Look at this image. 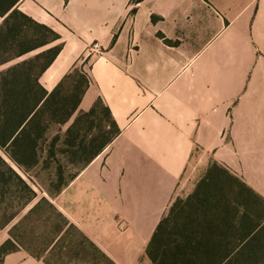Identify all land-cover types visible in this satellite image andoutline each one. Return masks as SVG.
I'll return each instance as SVG.
<instances>
[{
    "label": "crops",
    "instance_id": "crops-1",
    "mask_svg": "<svg viewBox=\"0 0 264 264\" xmlns=\"http://www.w3.org/2000/svg\"><path fill=\"white\" fill-rule=\"evenodd\" d=\"M16 8L57 36L40 51L59 49L39 78L46 92L74 70L86 75L62 131L94 108L97 125H80L89 138L109 131L102 108L116 127L47 198L102 260L151 264L146 249L188 168L185 198L217 166L264 200V0H20ZM39 200L0 228V247ZM1 264L46 263L19 247Z\"/></svg>",
    "mask_w": 264,
    "mask_h": 264
},
{
    "label": "trees",
    "instance_id": "trees-1",
    "mask_svg": "<svg viewBox=\"0 0 264 264\" xmlns=\"http://www.w3.org/2000/svg\"><path fill=\"white\" fill-rule=\"evenodd\" d=\"M19 1L0 0V31L11 20L23 19L36 31L51 36V40L30 46L16 58L41 49L57 39L49 29L17 11ZM15 27L17 22L13 25ZM5 44L1 41L0 46ZM58 50L52 48L39 52L35 57L0 72V228L9 225L36 199V193L25 180L26 177L32 181L29 175L31 169L42 164V169L50 170L51 162L56 164L53 167L55 173L50 174L56 180L55 192L49 194L54 196L100 154L117 132L109 112L102 108L101 116L109 131L97 130L90 138L88 133L91 130L81 134L80 125H87L89 119L90 128L97 125L94 108L87 114L79 115L73 125L62 133V126L77 111L88 82L84 73L74 70L51 93L40 86L39 78L55 59ZM43 58L45 62L36 70L35 66ZM53 127L58 129L50 134ZM58 154L62 157L74 154L77 159L87 154V159L75 174L66 179L64 164L59 161ZM42 204L61 221L63 227L51 226V242L59 237L58 242L52 248L43 247L36 251L18 243L13 230L32 220L48 229L47 220L41 216ZM214 212L217 213L216 217ZM11 234V239L0 247V264L6 255L18 251L19 247L36 259L43 258L46 264H53L51 257L57 245L59 248L63 240L71 235L80 238L78 249L87 246L97 252L101 259L104 258L84 237L72 227H67L53 205L44 199H40L21 218L12 228ZM146 257L151 264H264V200L228 172L213 166L187 198L176 199L169 207L154 231L146 249Z\"/></svg>",
    "mask_w": 264,
    "mask_h": 264
},
{
    "label": "rangeland",
    "instance_id": "rangeland-1",
    "mask_svg": "<svg viewBox=\"0 0 264 264\" xmlns=\"http://www.w3.org/2000/svg\"><path fill=\"white\" fill-rule=\"evenodd\" d=\"M16 22L17 27L14 29L13 25ZM49 40H51V36L41 32L40 30L36 31V29L26 20H11L9 24L3 27L0 31V43L1 41L6 43L5 45L0 46V63L11 59L9 62L0 65V72L17 63L35 57L41 50L44 49V47L30 52L22 57L16 58L18 54L28 49L30 46L47 42ZM44 62L45 59H41L40 62L35 66V69L37 70ZM74 76L76 78V75ZM56 128L58 129V127ZM57 129L54 127L51 128L50 134H54ZM87 130L88 128L86 126L80 128L81 134H85ZM83 157L84 158L77 159L74 154H67L64 157L59 155V161L62 165L64 164V178L68 179L84 165L85 158L87 159V154ZM51 163L50 170L42 169L44 167L42 164V168L38 166L37 168L31 169L29 175L31 176L32 181L25 177V180L29 186L34 189L32 190L36 193L37 199H44L47 201V198L50 197L49 194L53 195L55 192L54 184L56 180L53 179V175L51 176L50 174L55 173V169L53 167H56V164L54 162ZM11 165L17 172L20 173L14 164ZM189 175L190 168L186 170V173H184L180 180V184L178 186L179 196L176 199H185V195L187 194L191 184L188 182ZM41 209V216H43V219L47 220L49 227L48 229L44 228L41 223L37 224L36 220H32V222H25L13 230V235L15 236V239L18 243L30 247L36 251L37 249H42L53 239V235L50 233L51 226L59 225L63 227L61 221L50 214L48 211L49 209L45 204L41 205ZM80 243L81 240L79 237H77V235L68 236L65 240H63L61 245H59L58 250L53 253L51 262L53 264H109L107 260H102L101 256L97 252L92 251L87 246H82L81 249H78ZM80 251H82V253H80Z\"/></svg>",
    "mask_w": 264,
    "mask_h": 264
}]
</instances>
